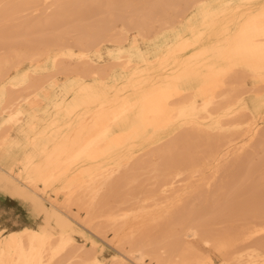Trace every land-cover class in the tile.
Returning <instances> with one entry per match:
<instances>
[{
	"label": "bare ground",
	"instance_id": "bare-ground-1",
	"mask_svg": "<svg viewBox=\"0 0 264 264\" xmlns=\"http://www.w3.org/2000/svg\"><path fill=\"white\" fill-rule=\"evenodd\" d=\"M0 190V264H264V0H0Z\"/></svg>",
	"mask_w": 264,
	"mask_h": 264
},
{
	"label": "rangeland",
	"instance_id": "rangeland-1",
	"mask_svg": "<svg viewBox=\"0 0 264 264\" xmlns=\"http://www.w3.org/2000/svg\"><path fill=\"white\" fill-rule=\"evenodd\" d=\"M181 25L177 24L176 29L177 28L179 29ZM159 35H161L163 37L162 39L165 40L167 38L173 39L175 36L173 35V33H166V31L159 33ZM153 56L154 55L152 54L150 57ZM66 63L70 65L74 64L73 61H69ZM41 222H42V216L36 215L34 209L32 208L31 204L28 201L16 197L12 193L2 192L0 190V230H3V233L15 229H20L23 226H27V225H32L33 227H37ZM78 239L80 242L83 241L80 237H78ZM100 243L105 246V250L103 254L104 256H106L107 260H109L112 254L116 252V250L103 240H101Z\"/></svg>",
	"mask_w": 264,
	"mask_h": 264
}]
</instances>
